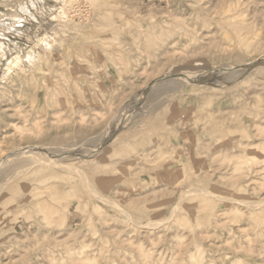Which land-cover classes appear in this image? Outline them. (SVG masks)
Returning a JSON list of instances; mask_svg holds the SVG:
<instances>
[{
  "label": "rangeland",
  "instance_id": "rangeland-1",
  "mask_svg": "<svg viewBox=\"0 0 264 264\" xmlns=\"http://www.w3.org/2000/svg\"><path fill=\"white\" fill-rule=\"evenodd\" d=\"M8 1L0 264H264V0Z\"/></svg>",
  "mask_w": 264,
  "mask_h": 264
},
{
  "label": "built area",
  "instance_id": "built-area-1",
  "mask_svg": "<svg viewBox=\"0 0 264 264\" xmlns=\"http://www.w3.org/2000/svg\"><path fill=\"white\" fill-rule=\"evenodd\" d=\"M16 11H17L18 17H19L18 28H16V29H18L17 33L7 31V29L12 27L11 24L14 23V19L9 17V16H7V17L4 16V13H0V44L4 47L3 51H1V48H0V71L2 70L3 74L6 72L9 73L7 68L10 65V60H12L13 58L18 56V57H20L21 61H23V58H22L23 52L21 50L19 51V49H18L21 46V43L17 42L18 45H17V47H15L12 44V43H14L12 40L15 39L14 35L21 32V30H23V27L28 26L27 22L29 20H32L28 15L21 12V7H17ZM15 17H17V16H15ZM5 45H7L8 47ZM12 66L13 67L10 71L17 68V67H14L13 64H12Z\"/></svg>",
  "mask_w": 264,
  "mask_h": 264
},
{
  "label": "bare ground",
  "instance_id": "bare-ground-1",
  "mask_svg": "<svg viewBox=\"0 0 264 264\" xmlns=\"http://www.w3.org/2000/svg\"><path fill=\"white\" fill-rule=\"evenodd\" d=\"M54 1H56V0H54ZM48 2V1H47ZM43 3V0H36V2L33 4V3H31L30 4V7L34 10V11H38V7H37V4H41V5H43V7H44V4H42ZM62 3L64 4V7H61L60 8V14H64L65 13V10H64V8H67V7H70L71 8V6H72V2H71V0H62ZM2 7V6H1ZM42 7V6H41ZM50 9H52L53 10V8H50ZM21 12L22 13H24V14H26V15H28L31 19L33 18L34 20L36 19L33 15H32V13L29 11V8L28 7H26L25 5L24 6H21ZM48 12V11H47ZM59 15V14H58ZM13 19L14 20H16L17 22V24H15V25H11L12 27H10L7 31L8 32H14V33H17L18 32V29H16V28H18V23H19V17H13ZM32 19V20H33ZM35 22H37V21H35ZM29 29V28H28ZM20 33V32H19ZM47 36V35H46ZM46 36L43 38H40V41L41 42H43V41H45L44 39L46 38ZM14 42V41H13ZM52 42V41H51ZM15 47H17V43L16 42H14V43H12ZM49 44V43H48ZM0 47H2L3 49H4V47L0 44ZM8 47V46H7ZM28 61H29V63H34L35 62V58L34 57H32V56H30L29 58H28ZM8 76H5L3 79H6ZM236 79V78H235ZM162 88V87H161ZM166 90V89H165ZM155 93V92H154ZM162 93V92H161ZM156 95V94H155ZM162 95V94H161ZM157 98H158V96H156ZM157 100V99H156ZM253 107V106H252ZM251 107V108H252ZM260 107V106H259ZM243 108V107H242ZM259 109V108H258ZM258 112V111H257ZM16 115H18V114H16ZM156 116V115H155ZM152 117V116H151ZM213 123H214V121H213ZM11 124V123H10ZM230 124V123H229ZM11 126V125H10ZM14 126V125H13ZM15 127V126H14ZM94 139V138H93ZM87 141V140H86ZM93 141V140H92ZM61 148V147H60ZM247 152V151H246ZM259 152H261L262 153V151H260L259 150ZM26 153V152H25ZM260 153V154H261ZM14 155H16V153H14ZM18 155V154H17ZM24 155V154H23ZM27 155V154H26ZM12 156H13V154H12ZM21 156H22V154H21ZM16 157V156H15ZM31 157V156H30ZM256 157H258V156H256ZM262 157H264V156H262ZM261 158V157H260ZM259 159V158H258ZM263 159V158H262ZM8 160V159H7ZM15 160H17V158L15 159ZM5 161V160H4ZM240 161H242V160H240ZM245 161V160H244ZM248 161V160H247ZM246 161V162H247ZM254 160H252V162H253ZM257 162H259V160H256ZM54 162V161H53ZM246 162H245V164H246ZM249 162H250V160H249ZM7 163H8V161H7ZM6 164V163H5ZM55 164V163H54ZM251 166V165H250ZM246 167H248V164H247V166ZM245 167V168H246ZM152 168V167H151ZM261 168V167H260ZM74 169L76 170V172H80V171H77V169L78 168H76V167H74ZM256 169V168H255ZM254 169V170H255ZM263 169V168H262ZM150 170V169H149ZM234 170V169H233ZM249 170V169H248ZM250 170H252L251 168H250ZM249 170V171H250ZM253 172V171H252ZM255 172V171H254ZM82 176H83V174H82ZM79 179H82L81 181H83V183L87 180H85V177H82V178H79ZM192 182V181H191ZM82 183V184H83ZM86 183V182H85ZM84 183V184H85ZM91 184V183H90ZM90 184H88V185H90ZM88 185H87V187H88ZM184 186V185H183ZM86 187V184H85V188H87ZM92 187V188H91ZM90 187V189H92L93 190V186H91ZM198 187V186H197ZM196 188V187H195ZM88 189H89V187H88ZM95 189V188H94ZM94 191V190H93ZM96 191V190H95ZM190 192H192V191H190ZM190 192H189V194H190ZM205 192V191H204ZM165 193V192H164ZM201 193V192H200ZM207 193V192H206ZM90 194V193H89ZM194 194V193H193ZM215 193H213V195H214ZM93 195V194H92ZM185 195V194H184ZM209 195V194H208ZM98 196H100V195H97L96 196V198H99ZM219 196V195H218ZM103 196H101L100 198H102ZM152 198V197H151ZM182 198H184V197H182ZM217 198V197H216ZM104 200V202L106 203H109L105 198L104 199H101V201H103ZM226 200V199H225ZM228 200V199H227ZM97 201V200H96ZM184 201V200H183ZM230 201V200H229ZM233 201H235L234 199H232V202ZM239 202V201H238ZM43 203V202H42ZM103 203V202H102ZM104 203V204H105ZM262 203V202H261ZM260 202H259V204H261ZM110 205H111V202L109 203ZM230 204V203H229ZM243 204V203H242ZM106 205V204H105ZM180 205V204H179ZM108 206V205H107ZM114 206V205H113ZM177 207V206H176ZM256 209V208H255ZM171 215V214H170ZM187 217V216H186ZM237 219V218H236ZM241 219V218H240ZM231 220V219H230ZM238 220V219H237ZM235 221V220H234ZM156 222V221H155ZM160 222V221H159ZM162 222V221H161ZM172 222V221H171ZM231 222V221H230ZM132 224V223H131ZM172 224V223H171ZM146 225V224H145ZM148 225H151V224H148ZM154 225V224H153ZM163 225V224H162ZM141 226V225H140ZM155 226H156V223H155ZM203 226V225H202ZM224 226V225H223ZM148 227V226H147ZM222 228V227H221ZM143 229V228H142ZM257 229V228H256ZM145 234V233H144ZM146 237V236H145ZM118 238V237H117ZM149 238V237H148ZM187 238V237H186ZM150 239V238H149ZM147 240V239H146ZM247 242V241H246ZM249 242V241H248ZM116 244V243H115ZM119 245V244H118ZM121 245V244H120ZM119 245V246H120ZM250 245V244H249ZM180 246V245H179ZM178 246V247H179ZM247 246V245H246ZM262 246V245H261ZM180 248V247H179ZM181 249V248H180ZM106 250V249H105ZM247 250H249V249H247ZM244 251V250H243ZM251 251V250H250ZM252 252V251H251ZM137 253V252H136ZM28 254V253H27ZM147 254V253H146ZM257 254V253H256ZM259 255V254H258ZM116 256V255H115ZM122 257V256H121ZM141 257V256H140ZM146 257V256H145ZM140 259V258H139ZM145 261V260H144ZM143 261V262H144ZM180 262V261H179Z\"/></svg>",
  "mask_w": 264,
  "mask_h": 264
},
{
  "label": "crops",
  "instance_id": "crops-1",
  "mask_svg": "<svg viewBox=\"0 0 264 264\" xmlns=\"http://www.w3.org/2000/svg\"><path fill=\"white\" fill-rule=\"evenodd\" d=\"M23 1H25L24 4H27V5L30 4V0H23ZM28 2H29V4H28ZM10 3H12V2H10L8 0H0V10L3 9V8H5L7 4L10 5ZM13 3L16 4V3H18V1H15ZM17 6L20 7V4H18Z\"/></svg>",
  "mask_w": 264,
  "mask_h": 264
}]
</instances>
